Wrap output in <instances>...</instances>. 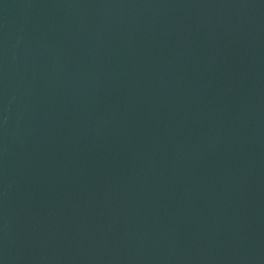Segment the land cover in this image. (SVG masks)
Listing matches in <instances>:
<instances>
[{
  "label": "water",
  "instance_id": "1",
  "mask_svg": "<svg viewBox=\"0 0 264 264\" xmlns=\"http://www.w3.org/2000/svg\"><path fill=\"white\" fill-rule=\"evenodd\" d=\"M0 264H264V0H0Z\"/></svg>",
  "mask_w": 264,
  "mask_h": 264
}]
</instances>
